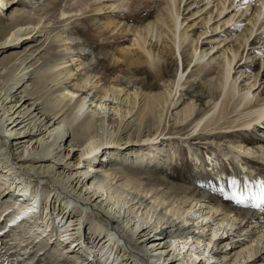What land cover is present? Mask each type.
<instances>
[{
	"label": "bare ground",
	"instance_id": "bare-ground-1",
	"mask_svg": "<svg viewBox=\"0 0 264 264\" xmlns=\"http://www.w3.org/2000/svg\"><path fill=\"white\" fill-rule=\"evenodd\" d=\"M27 1L0 0V224L42 217L57 263L260 264L264 138L239 142L236 133L264 125V0H137L150 13L132 24L134 12L116 20L130 0H63L62 26L86 18L123 38L103 50L104 71L86 70L78 53L48 58L59 0ZM62 32L54 36L68 54L74 39ZM256 59L250 75L243 69ZM200 145L212 176L199 172ZM181 146L196 176L146 171ZM220 156L239 174H214ZM226 232L215 241L239 248L229 261L218 244L209 248Z\"/></svg>",
	"mask_w": 264,
	"mask_h": 264
},
{
	"label": "rangeland",
	"instance_id": "rangeland-1",
	"mask_svg": "<svg viewBox=\"0 0 264 264\" xmlns=\"http://www.w3.org/2000/svg\"><path fill=\"white\" fill-rule=\"evenodd\" d=\"M243 1L244 0H241V3H244ZM27 2L28 3L25 5L30 6L31 5L30 3H32V2L35 3V0H30ZM36 3H39V5H43V3H44V8L47 7V0H38V1L36 0ZM138 3L139 2L137 0H130L129 1V7L127 9L128 11L125 12L124 14L117 15L116 20H119V19L121 20V19H123L124 15H127L126 13H132V12H134L132 14H137V15H136L135 20H132L129 22L130 24L137 23V22H140L141 20H144L147 17V15L150 13L149 7L145 6L144 4H141L140 5V7L142 6L141 7L142 10H141V9H139V7H136V5H138ZM16 4H18V7H20V8L23 6L22 2L20 4H19V2H17ZM62 5H63V0H59L56 3L55 8L53 10H51V12H50V13H52L51 14L52 16L50 18H51V22L53 24V25H51L52 26L51 28H53V27H58V28L53 30L52 33H50L49 37L45 40V42L43 41L44 45H43L42 49H44V50H42V52L45 53V55L50 59H54V58L58 57L59 60L62 57H65V60H68L70 54L75 56V57L79 55L80 56L79 58L80 59L82 58L85 61L86 65H88V66L85 65L86 70L91 68V66H97L102 71H104L107 67V63L105 60L102 59L103 50L110 49V48L115 49V47H118L122 43L120 41L123 40V38L121 36L113 38L111 31H109V32H111L110 34H108L109 32L106 34L101 33L99 31V29L97 28V26L93 25L89 21L87 22L86 18H84L82 20H78V21H73L71 23L66 24V26H62L61 18H59V10H58V8ZM2 11L3 12L5 11V7L2 9ZM57 16H58V18H57ZM242 23H247V21L244 20L243 22H241L240 23L241 27L243 26ZM58 30L64 31V32H62V36H65L68 34V36H71L74 39V40L72 39L73 41L71 42L72 43V49H71L70 53H68L69 55L66 53L68 51H64L63 43H61L59 40H57L54 36ZM195 32L196 33L199 32V28H195ZM46 53H48V55ZM77 53H78V55H77ZM244 54L246 55V51H244ZM244 58L245 57L243 56V59L241 61H239V63H242L245 60ZM59 62H61V61H59ZM71 63L72 62H67V63H65V65L68 64L69 66H73ZM260 64H261L260 60L256 59L255 64H252L251 68H249V69L244 68L243 70H247L248 73H250V75H253L258 70V68H260ZM260 71L261 72L258 76V79L261 77L263 78V76H262L264 74L263 68ZM184 97L186 99H190L188 95H185ZM244 138L253 139V141H257L261 138H264V125L259 124V125H257L256 128H253L252 130H249L247 132H240L239 134L236 133V140H238L239 142L243 141ZM200 148L201 149H199V153H200L201 158L197 159L198 161H196L197 165L199 166V172L201 173L202 170H203V172L207 171V174L212 176V171L208 170L211 168H209L210 162L208 161V158L206 156L208 154L206 152V147L200 145ZM165 149H167L166 146L164 147V150ZM167 153L168 152L166 150V152H164V154H167ZM220 161H221L220 167H218V168L215 167V169L213 171L214 174L217 173L216 175H218L219 171H224L223 173L226 174V178L228 177L229 179H231L230 176H232L233 174L234 175L239 174V170H238L239 168L235 167V164L233 162H231L230 159L228 160L225 157L220 156ZM161 163H162V165H160V166L159 165L158 166L149 165L146 168V171L150 170L152 173H155L158 175H163V176L166 175L171 181L172 180L173 181L174 180L175 181H181V177H185L186 179H189L191 177L196 176L198 173L195 169V166H194L195 161L192 160V156L190 155L188 150L185 149L184 146L180 147V156L178 158H174V159L168 160V161H167V159L162 160ZM131 168L132 167L129 164L128 165L125 164L123 166L124 171H130ZM255 168L260 169V167L258 168L256 166H255ZM144 169L145 168H142V169L140 168V172L144 171ZM262 169L263 168H261V170ZM250 170H253V169L250 168ZM213 178L216 179V176ZM19 195H21V194H19ZM216 195H218V194H216ZM223 195L224 194L218 195V196H219V198L220 197L222 198ZM22 199L24 200V198H22V196H19V198L15 201V203H17V202L19 203V202L23 201ZM224 200L228 204L230 203L227 199H224ZM18 203L16 205L14 204L15 207L19 206ZM41 210L45 213H48V215H49V212H50L49 210H46L45 208H42ZM13 211L14 210H12L11 213ZM23 218L24 217H22L21 219L19 218L20 220L12 221V223H14V225L13 224L11 225V221H8L6 223L5 227H8V230H7V232H3V234H2L3 236L0 237V264H17V263L18 264H25V263H28V264H67L64 261L58 262V263H57V261H55L56 260V257H55L56 254L52 253V246H53V244L55 245V241H54L55 238L53 236L51 239L48 240V237L50 236L49 235L50 230L46 231V229H44V227L41 226L42 224L40 221L43 220L42 217L40 218V221L36 220V219H31L28 217H25L24 219ZM26 221H28V223H23ZM50 221L53 222L52 220H50ZM0 223H1V221H0ZM29 224H31V226ZM32 224H34L36 226H33ZM0 226L4 227V224H0ZM53 229H54V225H53ZM41 230H43V231L41 232ZM11 231H13V232H11ZM36 231H37V233H36ZM208 233H209V231H208ZM228 233L229 232H226L223 234L219 233L214 238L221 237L222 235H227ZM46 234H47V236H45ZM25 236H26V238H25ZM29 236H30V238H29ZM228 236H229V234H228ZM231 236H233V239L231 240L233 242L234 238H236V236H238V235L232 234V235H230V237ZM207 237L209 238L210 235L209 234L206 235L205 239H207ZM41 239H42V241H41ZM217 239L218 238L214 239L213 243H211L209 248H211V246L213 244H216V245L218 244L219 241H215ZM220 239H221L220 242H222V243L218 244V247H219V249H222L223 251L230 252L227 255V260L229 261V257L231 258L234 251L239 250V248L234 249V251H233V248L230 249L231 248V244H229L230 241H228L227 245L225 247H223L224 246L223 244L225 243L224 241H226V236H224ZM241 239L242 238H240V240ZM206 243H207V240L201 242L202 247L204 245H206ZM25 247H28L30 249V251L28 253H25L23 256L18 255V253L23 252L22 248H25ZM20 248H21V251L19 250ZM262 256H264L263 253H262ZM244 260L245 259L242 258L241 262L239 264H244V262H245ZM254 261H255V263L261 264V263H264V258H257V259H254Z\"/></svg>",
	"mask_w": 264,
	"mask_h": 264
},
{
	"label": "snow or ice",
	"instance_id": "snow-or-ice-1",
	"mask_svg": "<svg viewBox=\"0 0 264 264\" xmlns=\"http://www.w3.org/2000/svg\"><path fill=\"white\" fill-rule=\"evenodd\" d=\"M233 183H235V182L233 181ZM260 198L264 199V186H262V188H261V196H260ZM238 202L242 203L243 201L242 200H238Z\"/></svg>",
	"mask_w": 264,
	"mask_h": 264
}]
</instances>
